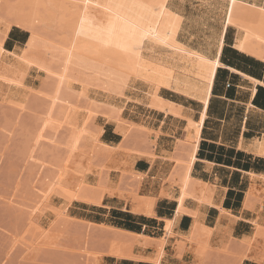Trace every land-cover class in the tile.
Returning a JSON list of instances; mask_svg holds the SVG:
<instances>
[{
	"label": "rangeland",
	"instance_id": "rangeland-1",
	"mask_svg": "<svg viewBox=\"0 0 264 264\" xmlns=\"http://www.w3.org/2000/svg\"><path fill=\"white\" fill-rule=\"evenodd\" d=\"M0 8L1 13L3 7ZM3 28L5 26L0 24V35ZM50 36H54L53 33ZM233 36L234 30L230 28L225 38L227 45H231ZM40 41H34L27 53L46 64H58V46ZM26 42V32L11 30L5 47L9 51L21 50L25 49ZM69 73L78 82L71 89L63 87L61 98L66 97L70 102L77 99L79 106H86L90 101L97 105V113L87 121L83 130L75 125L83 122L82 109L69 123L71 125L62 123L65 101L52 98L50 91L54 82L50 76L34 70L25 75L23 110L8 102L6 90L0 88V264H114L106 257L107 253L117 259L131 258L134 257V247L153 246L146 257L151 262L156 254L155 240L164 235L162 219L157 235L129 231L116 227L121 223L117 219L120 214L107 206L111 207L110 200L117 194L122 202H130L131 211L144 215L136 211L135 204L150 198L155 206L158 195H165L166 187H162L158 194L151 189L144 190L159 182L160 176L156 173L138 172L141 178L134 175L138 168H147L135 164L137 155L145 157V153L156 151L157 157L164 152L156 147L160 130L152 129L158 116L149 111L142 98L130 88L126 93L130 99L120 104L122 111L120 119L116 120L118 109L115 104L114 109L107 105L106 96L99 95L96 100L78 96L81 84L94 80V70L73 60ZM94 84L105 86L103 81ZM113 130L120 135H114ZM184 132V142L189 148L184 149L182 158L177 160L181 168L166 177L170 180L180 178L182 162L187 159L190 149L191 133L188 129ZM176 141L178 139L162 136L158 142L159 145H172ZM86 170H89L84 178L86 184L83 183L86 186L79 192V199L68 203L66 190L74 188ZM193 177V193L214 196L216 187L211 181L196 175ZM98 182L106 188L103 206H100L103 198L101 202H90L98 200L100 188L92 189ZM261 184L246 191L242 202L243 207H250L253 215L238 220L233 233L226 231L217 236L214 247L208 250L200 264H264V183L261 181ZM258 188L261 192L257 193ZM253 196L259 197L255 198V204ZM190 200L187 210L194 204ZM60 211L64 214L57 216L62 213ZM213 229L205 225L202 218L186 235L180 236L176 255L180 256L186 241L195 245L198 257H203ZM244 232L247 233L243 238Z\"/></svg>",
	"mask_w": 264,
	"mask_h": 264
},
{
	"label": "bare ground",
	"instance_id": "bare-ground-1",
	"mask_svg": "<svg viewBox=\"0 0 264 264\" xmlns=\"http://www.w3.org/2000/svg\"><path fill=\"white\" fill-rule=\"evenodd\" d=\"M0 6L3 7L0 24L5 26L0 35V88L6 90L5 96L12 105L22 109L24 78L31 70L50 76L54 82L50 91L52 98L60 99L63 87L71 89L78 80L69 73L70 63L76 60L94 70L93 82L82 83L78 96L91 97L90 100H96L99 95L106 96L107 105L113 107L115 104L118 109L116 120L120 119V104L130 99L126 96L130 88L158 117L169 118L172 122L175 118H183L182 126L192 136L190 149L187 159L182 162L180 178L163 179L168 181L163 194L174 199L175 216L187 212L192 216V222L189 230L174 232L175 218H162L164 235L155 240L153 264H163L167 241L175 235H186L202 220L204 208L214 206L221 213L227 212L214 196L193 193L192 168L216 72L223 67L219 57L228 30H234L232 48L264 61V0H0ZM11 30L27 33L25 49H6L5 40ZM36 40L58 46L57 66L27 53ZM100 81L105 86L94 84ZM64 98H61L65 101L62 123L69 124L82 109L83 122L75 125L83 130L97 113L96 102L79 106L77 99L70 102ZM243 145L254 155L264 157V128ZM145 157L153 163L156 151L145 153ZM88 171L80 176L74 188L66 190L68 203L79 199V192L86 186L84 178ZM134 175L142 177L138 172ZM256 176L264 183V171ZM92 187L100 190L98 200L90 202H101L105 186L98 182ZM258 189L254 190L261 192V188ZM190 199L194 204L187 210ZM135 207L146 216L154 214V201L150 198L138 202ZM57 214L62 216L64 213Z\"/></svg>",
	"mask_w": 264,
	"mask_h": 264
},
{
	"label": "crops",
	"instance_id": "crops-1",
	"mask_svg": "<svg viewBox=\"0 0 264 264\" xmlns=\"http://www.w3.org/2000/svg\"><path fill=\"white\" fill-rule=\"evenodd\" d=\"M219 60L223 63V67H219L216 72L212 97L207 107V117L201 131L192 172L215 185L214 199L220 200L221 207H224L227 212L221 213L214 206H208L204 210L205 225L214 229L209 247L203 257H198L194 251L195 245L186 241L183 242L180 256L176 255L175 248L181 241V237L175 235L167 243L163 264H200L208 250L214 247L217 236L223 235L226 231L233 233L238 220H245L246 216L253 215L250 207H243L242 202L246 191L252 190L253 185H258V187L262 185L261 178L256 175L264 171V157L254 155L244 148L243 144H246L250 138L264 128V61L239 52L226 43ZM167 119L162 120L158 117L152 128L160 130L156 139V147L162 148L163 154L157 155L153 163L144 156H138L135 161V164L139 163L142 167H147L146 170L138 168L136 172H142V174L153 172L160 176L157 184L144 189L154 190L157 194L168 183L163 179L169 173L181 168L177 160L182 158L183 150L189 148L184 142L183 118H175L173 122ZM113 134L120 135L114 130ZM162 136L178 139V142L172 145H159L158 141ZM178 136L180 138H177ZM116 195H113L110 200L111 207L107 206L109 210H116L120 214L117 219L121 223L116 227L135 232L145 231L153 236L160 233L162 224L160 219L162 218H175L174 232L187 231L191 226L192 216L187 212L175 216V201L165 195H158L153 208L154 216H145L131 211L130 202H122ZM104 198L100 206H103ZM252 198L255 204V198L259 197L253 196ZM115 203L117 205H113ZM229 215L235 217L236 220L230 218ZM216 222L217 227H215ZM245 233L247 232L243 233V238ZM116 235H118L117 232ZM152 250L153 246L134 247L132 250L134 257L117 259L108 253L106 257L111 258L114 264H152L146 259Z\"/></svg>",
	"mask_w": 264,
	"mask_h": 264
}]
</instances>
